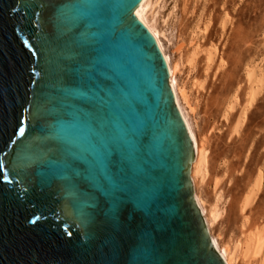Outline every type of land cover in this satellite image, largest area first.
I'll return each instance as SVG.
<instances>
[{
	"label": "water",
	"instance_id": "obj_1",
	"mask_svg": "<svg viewBox=\"0 0 264 264\" xmlns=\"http://www.w3.org/2000/svg\"><path fill=\"white\" fill-rule=\"evenodd\" d=\"M142 2L0 0V264H226Z\"/></svg>",
	"mask_w": 264,
	"mask_h": 264
},
{
	"label": "rangeland",
	"instance_id": "obj_2",
	"mask_svg": "<svg viewBox=\"0 0 264 264\" xmlns=\"http://www.w3.org/2000/svg\"><path fill=\"white\" fill-rule=\"evenodd\" d=\"M155 9V31L171 66L178 65L174 80L188 91L191 108L180 104L205 150L207 176H193L195 193L208 212L221 210L211 235L229 249L264 229V88L235 132L250 92L248 72L264 77V0H159ZM260 170L262 189L242 212ZM258 263L240 255L236 264Z\"/></svg>",
	"mask_w": 264,
	"mask_h": 264
},
{
	"label": "bare ground",
	"instance_id": "obj_3",
	"mask_svg": "<svg viewBox=\"0 0 264 264\" xmlns=\"http://www.w3.org/2000/svg\"><path fill=\"white\" fill-rule=\"evenodd\" d=\"M158 1L159 0H155V1L154 0H143L141 5L136 10V15L145 24V26L150 30V32L154 35L168 63L169 71H170V84L175 94L176 104L186 123V126L188 128V131L190 133V136H191V139L194 145L195 160L193 162L192 169H191V179L193 182V186H195V180L193 179V176L200 177L202 181L205 180L207 176L208 164L205 158V150L199 147L197 138L195 136V133L193 132V129L189 121V118L187 116V113L184 112V109L182 108L180 104L181 103L180 99H181L184 102L182 103L186 105V108H191L188 91L185 88L178 87L177 83L174 80V75L178 70V65L171 66V63L167 55L165 54L164 48L161 44L160 37L155 31L156 20H155L154 9L156 5L158 4ZM213 56L214 54L208 55L209 63L213 62ZM248 81L250 85V92L248 94L247 104L242 111L240 119L235 125V132L237 134H239L238 132L240 128L243 127L242 125H243L247 110L250 107L252 108V105L255 103L259 91L262 88H264L263 87L264 77L259 78L254 70H251L250 72H248ZM234 108L232 107V105H230L229 111H233ZM262 185H263V172L260 170L258 171L254 179L252 187L250 188V190L244 197L243 204H242V212H246L254 204L258 193L262 189ZM194 195H195L196 203L199 209L201 210V213L207 224L213 245L215 246L219 254L222 256L226 264H236L240 255L243 256L246 261H250L251 258H254V259L259 260L258 264H264V229L250 233L245 241L237 242L234 247L229 248V249H224L220 246L218 239L215 238L213 235H211L212 227L214 226V224L218 223V221L220 220L222 216L221 210L217 208V206H214L210 210V212H208L206 209L207 204L202 199H200V197L195 193V189H194ZM244 228H245V225H244Z\"/></svg>",
	"mask_w": 264,
	"mask_h": 264
},
{
	"label": "snow or ice",
	"instance_id": "obj_4",
	"mask_svg": "<svg viewBox=\"0 0 264 264\" xmlns=\"http://www.w3.org/2000/svg\"><path fill=\"white\" fill-rule=\"evenodd\" d=\"M97 103H98V105L102 106L106 103V101H105L103 96H100L97 98ZM37 219H39V218H37Z\"/></svg>",
	"mask_w": 264,
	"mask_h": 264
}]
</instances>
